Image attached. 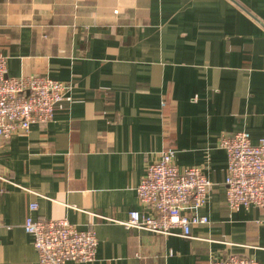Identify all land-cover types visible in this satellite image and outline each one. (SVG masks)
<instances>
[{
  "label": "crops",
  "instance_id": "1",
  "mask_svg": "<svg viewBox=\"0 0 264 264\" xmlns=\"http://www.w3.org/2000/svg\"><path fill=\"white\" fill-rule=\"evenodd\" d=\"M0 52L9 77L71 88L52 122L0 137V264H39L29 215L95 230V261L68 264H264V210L229 207L219 146L264 139V0H0ZM167 149L213 183L189 239L123 225Z\"/></svg>",
  "mask_w": 264,
  "mask_h": 264
},
{
  "label": "built area",
  "instance_id": "2",
  "mask_svg": "<svg viewBox=\"0 0 264 264\" xmlns=\"http://www.w3.org/2000/svg\"><path fill=\"white\" fill-rule=\"evenodd\" d=\"M70 89L49 77H9L8 58L0 52V137L10 139L17 133H29L35 124L52 122L57 106L67 99ZM219 146L228 156L225 187L229 207L264 210V139L254 144L251 135L243 131L222 135ZM174 156L175 151L167 149L159 161L148 166L136 188L143 211L130 213L123 223L127 229L189 239L194 227L209 224L200 211L208 203L213 183L201 168L181 170ZM36 209L37 204H30V212ZM24 229L33 238L39 264L91 263L96 259L99 240L92 228L79 229L67 219L34 220L29 215ZM210 264L260 263L229 255L213 259Z\"/></svg>",
  "mask_w": 264,
  "mask_h": 264
}]
</instances>
